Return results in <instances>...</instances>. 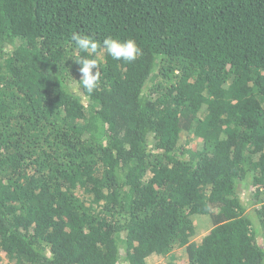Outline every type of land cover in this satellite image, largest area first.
<instances>
[{
	"label": "trees",
	"instance_id": "16d2710c",
	"mask_svg": "<svg viewBox=\"0 0 264 264\" xmlns=\"http://www.w3.org/2000/svg\"><path fill=\"white\" fill-rule=\"evenodd\" d=\"M0 264H264V0H0Z\"/></svg>",
	"mask_w": 264,
	"mask_h": 264
},
{
	"label": "clouds",
	"instance_id": "9594fccd",
	"mask_svg": "<svg viewBox=\"0 0 264 264\" xmlns=\"http://www.w3.org/2000/svg\"><path fill=\"white\" fill-rule=\"evenodd\" d=\"M72 40L79 52H90L94 54L100 46L91 37L77 33L73 34ZM102 47L105 49L107 55L114 60L132 62L140 55V49L132 39L121 41L119 39H113L112 37H106L102 41ZM76 62L80 65V85H82L88 93H92L98 87L100 81V71L97 70L93 72V69L98 68V61L94 58L81 56Z\"/></svg>",
	"mask_w": 264,
	"mask_h": 264
},
{
	"label": "rangeland",
	"instance_id": "374dc122",
	"mask_svg": "<svg viewBox=\"0 0 264 264\" xmlns=\"http://www.w3.org/2000/svg\"><path fill=\"white\" fill-rule=\"evenodd\" d=\"M246 189V187H244L243 186V183H241L240 185H239V189H238V191H239V193H240V195L245 199V201H249V199H250V196L247 194V190H245ZM179 254V253H178ZM5 261V260H4Z\"/></svg>",
	"mask_w": 264,
	"mask_h": 264
}]
</instances>
